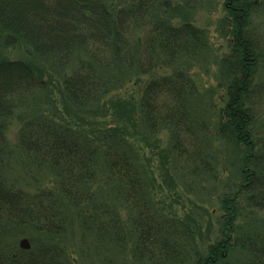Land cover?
<instances>
[{
	"label": "trees",
	"instance_id": "1",
	"mask_svg": "<svg viewBox=\"0 0 264 264\" xmlns=\"http://www.w3.org/2000/svg\"><path fill=\"white\" fill-rule=\"evenodd\" d=\"M192 2L0 0V39L28 44L55 70L0 59V264H75L55 239L68 230L70 208L101 242H132L133 256L151 264H264V227L255 221L264 215V0H224V103L216 107L214 89L201 102L213 109L215 132L198 113L202 78L191 72L209 49L208 30L171 15ZM131 79L139 91L115 93ZM214 137L238 148L240 177L220 188L216 227L203 236L196 211L182 215L156 198L137 144L160 152L177 186L179 177H217ZM24 155L55 172L52 186L30 190L13 174ZM100 177L114 183L125 216L96 196ZM19 228L30 248L5 241Z\"/></svg>",
	"mask_w": 264,
	"mask_h": 264
},
{
	"label": "rangeland",
	"instance_id": "2",
	"mask_svg": "<svg viewBox=\"0 0 264 264\" xmlns=\"http://www.w3.org/2000/svg\"><path fill=\"white\" fill-rule=\"evenodd\" d=\"M176 11L171 13L175 22L184 20H193L197 25L204 26L208 30L209 49L204 53L200 60L192 61L191 72L202 78V89L198 96L199 114L203 118L212 119L214 132L216 130V118L213 115L211 108L202 106L201 102L206 101L208 91H212L215 97L216 107L219 108L223 102V88L219 87L220 78V60L224 53L229 52L228 35L224 33V27L221 25L223 17L226 15L224 0H193L190 6H178ZM170 15V16H171ZM264 24V16L260 19ZM29 45L19 42L15 45H7L3 39H0V59L3 58H24L33 61L40 69H45L48 76L51 71H55L51 66V61L40 58L37 55L30 54ZM59 75L53 74L54 82L58 80ZM55 90H58L53 85ZM140 84L135 81L128 80L123 88L115 91V93L123 96H129L133 91H139ZM208 90V91H207ZM17 123L12 125L10 130V137L12 144L16 142ZM161 137V146L167 144V131L162 130L158 133ZM156 138V137H155ZM215 138V166L218 172L216 174L208 175V172L201 173L199 176L195 175L196 183L192 181V177L185 176L177 179V186L173 185L163 168V160L158 150H151L150 147L139 142L137 144L140 153L149 157V164L153 168L156 180V198L161 200L166 205H171L177 208L179 212L184 215L186 212L190 213L192 210L196 211L198 221L202 223L201 231L203 236H207L208 232H212V227H216L215 219L218 216L222 185L226 181H231L240 177L239 168V152L238 148L232 143L227 142L224 138ZM15 168L13 174L19 177L30 190H35L38 186H52L54 184L55 172L49 167L38 164L34 159L22 156L15 161ZM217 186L219 188H217ZM221 188V189H220ZM96 196L105 201L113 200L117 205L120 204V198H117V191L114 183H106L102 177L98 179L94 185ZM179 194V195H177ZM121 209L123 210V204ZM70 215L72 217L68 230L63 236H56L55 239H62L69 247L72 259L75 264H151L150 260L139 259L132 254V242L125 246H115L109 243L101 242L100 239L87 230L83 226V222L77 210L70 208ZM258 226L264 227V215H258L255 218ZM28 230L19 228L11 233L7 231L5 241L21 247V240L23 238L29 239ZM212 235V233H211ZM209 235V236H211ZM214 235V233H213ZM212 235V237H213ZM209 236L207 239H209ZM61 237V238H60ZM54 238V237H53ZM30 240V239H29ZM212 240V239H211Z\"/></svg>",
	"mask_w": 264,
	"mask_h": 264
},
{
	"label": "water",
	"instance_id": "3",
	"mask_svg": "<svg viewBox=\"0 0 264 264\" xmlns=\"http://www.w3.org/2000/svg\"><path fill=\"white\" fill-rule=\"evenodd\" d=\"M21 247H22V248H30V247H31V242H30V240L27 239V238H23V239L21 240Z\"/></svg>",
	"mask_w": 264,
	"mask_h": 264
}]
</instances>
